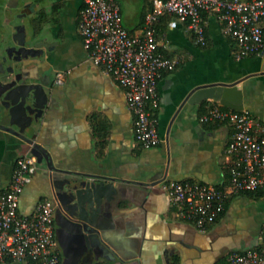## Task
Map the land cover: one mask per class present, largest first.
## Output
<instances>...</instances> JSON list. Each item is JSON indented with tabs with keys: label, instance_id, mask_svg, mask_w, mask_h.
Listing matches in <instances>:
<instances>
[{
	"label": "crops",
	"instance_id": "0c3cea01",
	"mask_svg": "<svg viewBox=\"0 0 264 264\" xmlns=\"http://www.w3.org/2000/svg\"><path fill=\"white\" fill-rule=\"evenodd\" d=\"M57 5L55 21H44L52 49L37 71L48 70L53 87L36 126V140L46 152L19 197L18 210L31 214L38 201L51 198L47 160L55 168L114 178L121 189L118 204L102 220L101 237L78 236L55 210L60 264H219L230 251L256 243L264 225V195L237 194L205 232L180 220L159 181L166 179L222 185L227 180V123H204L199 115L210 100L181 104L193 87L238 81L243 109L264 120V52L235 57V45L216 14H208L207 44L198 45L185 23L163 15L156 23L158 46L180 57L179 66L158 81L157 128L162 141L142 148L134 139V118L124 90L88 58L78 32L83 0H44ZM151 0H138L137 32ZM123 17V12H122ZM5 20L1 16L0 20ZM54 42V44H53ZM62 83L55 81L56 73ZM27 154L0 130V191L10 182L16 159ZM36 160V157L33 156ZM10 264H32L14 261Z\"/></svg>",
	"mask_w": 264,
	"mask_h": 264
},
{
	"label": "built area",
	"instance_id": "2783aa9c",
	"mask_svg": "<svg viewBox=\"0 0 264 264\" xmlns=\"http://www.w3.org/2000/svg\"><path fill=\"white\" fill-rule=\"evenodd\" d=\"M137 32L123 24L117 0H83L78 32L90 61L124 90L134 118V139L142 148L162 141L157 128L158 81L180 64L158 46L156 23L163 15L185 23L194 43L207 44L208 14H216L235 45V57L264 52V0H151ZM62 83L63 75L56 73ZM204 123H227L232 132L225 151L227 180L222 185L162 179L160 188L174 207L176 216L198 231H207L223 214L234 195L264 190V120L245 109L209 101L199 115ZM37 169L33 156L16 159L8 187L0 191V264L14 261L60 264L55 236L54 203L37 202L31 214L18 210L19 197ZM219 264H264V225L256 243L243 251H230Z\"/></svg>",
	"mask_w": 264,
	"mask_h": 264
},
{
	"label": "water",
	"instance_id": "95a60500",
	"mask_svg": "<svg viewBox=\"0 0 264 264\" xmlns=\"http://www.w3.org/2000/svg\"><path fill=\"white\" fill-rule=\"evenodd\" d=\"M50 35L47 27L37 35L28 32V43L37 37L41 40L23 46L26 53L16 56L18 49L14 40L7 33L0 34V130L6 132L17 147L27 149L39 163L46 158V152L36 140V126L48 103L53 82L48 70L38 72L35 65L52 49V42L47 40ZM206 100L243 109L238 81L197 85L182 96L180 103L201 104ZM46 166L51 199L69 227L86 240L89 234L90 238L101 237L102 220L115 208L121 195L115 179L86 172H64L55 168L50 160ZM55 236L57 241V234Z\"/></svg>",
	"mask_w": 264,
	"mask_h": 264
},
{
	"label": "flooded vegetation",
	"instance_id": "af4514ba",
	"mask_svg": "<svg viewBox=\"0 0 264 264\" xmlns=\"http://www.w3.org/2000/svg\"><path fill=\"white\" fill-rule=\"evenodd\" d=\"M44 0H0V13L5 20H0V34L7 33L11 37L14 46L18 49L16 56L26 53L23 46L33 45L40 42L41 37H37L33 42L28 43L27 33H40L45 27V20L55 21L57 5L52 3L45 7ZM37 52V51H35ZM54 203V216L56 203Z\"/></svg>",
	"mask_w": 264,
	"mask_h": 264
},
{
	"label": "rangeland",
	"instance_id": "374dc122",
	"mask_svg": "<svg viewBox=\"0 0 264 264\" xmlns=\"http://www.w3.org/2000/svg\"><path fill=\"white\" fill-rule=\"evenodd\" d=\"M123 12V22L129 27L131 26V17L133 12L136 13L134 17L137 18L138 13V0H117Z\"/></svg>",
	"mask_w": 264,
	"mask_h": 264
},
{
	"label": "trees",
	"instance_id": "16d2710c",
	"mask_svg": "<svg viewBox=\"0 0 264 264\" xmlns=\"http://www.w3.org/2000/svg\"><path fill=\"white\" fill-rule=\"evenodd\" d=\"M205 108V107H204ZM204 111H205V109H204ZM245 194H248V195H264V190H259V191H257V192H247V193H245ZM227 204V203H226Z\"/></svg>",
	"mask_w": 264,
	"mask_h": 264
}]
</instances>
